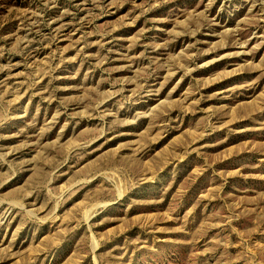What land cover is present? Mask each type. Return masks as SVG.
<instances>
[{
  "label": "rangeland",
  "instance_id": "rangeland-1",
  "mask_svg": "<svg viewBox=\"0 0 264 264\" xmlns=\"http://www.w3.org/2000/svg\"><path fill=\"white\" fill-rule=\"evenodd\" d=\"M0 264H264V0H0Z\"/></svg>",
  "mask_w": 264,
  "mask_h": 264
}]
</instances>
